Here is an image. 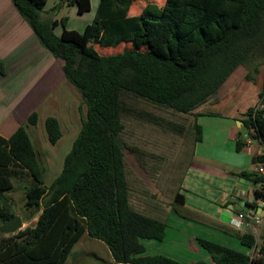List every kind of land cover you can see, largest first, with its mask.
Listing matches in <instances>:
<instances>
[{
    "label": "trees",
    "instance_id": "trees-1",
    "mask_svg": "<svg viewBox=\"0 0 264 264\" xmlns=\"http://www.w3.org/2000/svg\"><path fill=\"white\" fill-rule=\"evenodd\" d=\"M10 1L39 44L60 60L64 78L79 93L86 111L60 173L47 186L27 132L35 126L37 113L10 137L0 136V225L15 216L5 192L12 188V179L23 174L31 179L26 220L37 216L35 223L13 235L0 232V264H64L85 236L102 242L113 264H181L163 255H144L142 241H162L166 225L129 204L116 143L118 94L193 117L191 157L193 146L202 141L196 118L218 106L211 100L231 76L244 68V78L257 84L258 67L264 65V0H163L162 6L143 0L140 13L133 16L129 13L138 0H98L92 22L81 33L65 29L66 18L55 16L64 6L84 14L91 0H58L48 12L47 0ZM59 23L63 30L56 34ZM123 43L129 47L110 55L94 47L114 50L107 48ZM258 103L264 104V71ZM255 106L246 109L241 122L246 137L262 147L254 163L264 164V107ZM44 130L51 145L62 136L54 117L44 120ZM244 139L239 132L237 152L245 146ZM237 176L262 186L245 202L256 208L255 200L264 198V174L244 171ZM172 204H184L179 191ZM197 242L213 264H264V237L259 245L252 235L240 237L243 247L254 248L253 256L213 241Z\"/></svg>",
    "mask_w": 264,
    "mask_h": 264
},
{
    "label": "crops",
    "instance_id": "crops-1",
    "mask_svg": "<svg viewBox=\"0 0 264 264\" xmlns=\"http://www.w3.org/2000/svg\"><path fill=\"white\" fill-rule=\"evenodd\" d=\"M97 4L98 0H91V7L94 5L96 9ZM70 9L76 12L75 7ZM140 11L134 13L135 10L129 15H138ZM60 18L59 14L55 16L57 20ZM0 62L4 67V74H0V136L8 138L26 123L31 113H37L50 96L52 100L62 99L63 92L58 91L60 85L69 90L71 85L64 78L60 60L54 59L39 44L10 0H0ZM263 71L264 65H260L258 77L261 84L257 86L253 83L256 99L247 108L254 107L258 102ZM57 100L53 104H58ZM211 110V114L198 116L196 122L201 125L202 132L204 127H208L209 131L219 136L213 143L193 146V154L177 189L184 197V204H172V197L168 203L153 198L150 202L152 206L150 203L146 206L150 215L165 222L166 228L162 241H142L144 255H163L181 264H213L197 239L238 250H241L240 237L244 234L252 235L258 245L263 241L264 228L251 226L249 220L254 215L264 216V208L252 209L245 204L254 198L256 186L237 176L240 172L254 170L256 163L253 159L262 154V147L256 142L247 144L248 138L244 137L245 146L237 152L235 141L242 119H236L235 113L226 111L220 103ZM201 121H204L203 124L199 123ZM239 212L246 217L240 226H235L232 220ZM84 238L86 246L92 242V252H86V255H92V264H113L110 251L102 242L88 236ZM86 249L83 245L82 252ZM253 251L254 248H249L244 252L251 255ZM83 255L76 253L73 263L82 264Z\"/></svg>",
    "mask_w": 264,
    "mask_h": 264
},
{
    "label": "rangeland",
    "instance_id": "rangeland-1",
    "mask_svg": "<svg viewBox=\"0 0 264 264\" xmlns=\"http://www.w3.org/2000/svg\"><path fill=\"white\" fill-rule=\"evenodd\" d=\"M57 1L47 0L44 11H50ZM148 1L158 6L163 4V0ZM145 2L143 0L136 1L132 5L135 9L132 8L129 14L135 10L134 13H138ZM95 10L93 5L88 12L78 15L76 12H71L69 6H64L60 10L61 13L58 12V14L59 18L60 16L66 18L65 29L81 33L85 26L92 22ZM62 30L63 27L59 23L55 32L60 34ZM94 47L99 53L110 55L125 50L129 45L123 43L113 48H107L114 50L100 49L97 45ZM248 71L255 75L252 69ZM246 73V69L239 68L222 87L219 95L211 100L212 103H220L222 108L226 107V111L234 112L236 119H243V111L256 99H254L256 91L253 82L244 78ZM256 79H258V86L261 84L258 74ZM69 87L70 90L60 85L58 91L63 92L60 97L62 99H55L58 104H53L55 100H52L50 96L46 104L37 111L35 126L28 127L29 136L34 148L39 153L40 163L44 170V186H47L60 173L63 159L70 150L80 129L81 118L84 117L86 111L79 93L72 86ZM118 106L120 131L116 143L122 162L123 178L129 190V204L148 213L146 206L148 207L153 198H159L168 203L179 188L180 179L190 158L194 118L178 115L124 93L118 94ZM49 116L58 120L62 134L61 138L53 145L48 143L44 130V120ZM202 122L204 121L199 123L203 124ZM209 129L204 127L205 131L202 133L205 140L199 143H213L219 136L218 133H213ZM245 132L241 127L242 138L246 137ZM12 182V188L5 194L11 199L12 213L20 217L24 229L35 223L37 218L36 216L29 221L26 220L27 211L24 204L31 179L29 175L23 174L21 178H13ZM84 239L82 237L74 245L64 264H74L76 253H84L82 264H92V255H86V252L90 253L88 250L92 252V242H88L89 246H86ZM83 245L87 248L84 252H82ZM239 248L246 251L242 245Z\"/></svg>",
    "mask_w": 264,
    "mask_h": 264
},
{
    "label": "built area",
    "instance_id": "built-area-1",
    "mask_svg": "<svg viewBox=\"0 0 264 264\" xmlns=\"http://www.w3.org/2000/svg\"><path fill=\"white\" fill-rule=\"evenodd\" d=\"M263 107H264V104L259 103L255 106V109H262ZM251 142H254V141L251 139H247V141H246L247 144H249ZM252 172H255L257 174H264V164L263 163H257ZM257 187L259 189L262 188L261 185H257ZM255 205H256V207L264 208V198L256 199ZM245 217L246 216L244 213L239 212L236 215V217L234 218V220H232V224H234L235 226H240L242 224V220L245 219ZM36 220H37V218H36ZM249 224L251 226L263 229L264 228V216H261V215L251 216V218L249 220ZM250 256H253V253Z\"/></svg>",
    "mask_w": 264,
    "mask_h": 264
},
{
    "label": "water",
    "instance_id": "water-1",
    "mask_svg": "<svg viewBox=\"0 0 264 264\" xmlns=\"http://www.w3.org/2000/svg\"><path fill=\"white\" fill-rule=\"evenodd\" d=\"M253 200V198H252ZM23 229V222L20 217L14 216L0 225V232L5 235H13Z\"/></svg>",
    "mask_w": 264,
    "mask_h": 264
}]
</instances>
